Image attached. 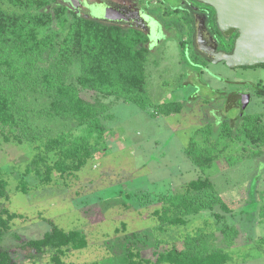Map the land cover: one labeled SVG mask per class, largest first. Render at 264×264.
Masks as SVG:
<instances>
[{
  "label": "rangeland",
  "instance_id": "374dc122",
  "mask_svg": "<svg viewBox=\"0 0 264 264\" xmlns=\"http://www.w3.org/2000/svg\"><path fill=\"white\" fill-rule=\"evenodd\" d=\"M170 1L162 0L165 5ZM163 10L152 11L162 16ZM178 17L162 21L181 24L182 33L186 26ZM195 51L183 33L155 39L146 65L147 109L106 99L114 118L104 120L105 141L76 176L61 178L53 173L52 182L45 185L33 173L25 178L29 192H20L19 182L35 155L34 145L6 143L0 131V167L8 181V199L0 200V213L5 209L17 215L0 237V250H10L17 264H53L52 249L37 252L25 243L57 227L83 232L88 240L85 249L66 252V264H129V245L142 258L155 262L158 253L172 246L182 249L187 236L205 232L213 234L214 247L229 251L232 264H264V254L255 248L264 238V152L255 159L246 157L243 153L249 152L245 148L250 150V145L220 136L224 123L229 132L237 133L240 93L251 96L246 115L264 114V93L257 91L264 87V67L208 64ZM82 96L92 101L95 93ZM169 101L183 102L182 113L152 115L156 106ZM209 126L210 140L220 142L217 150L226 144L230 147L212 167L202 170L188 159L185 149L199 128ZM49 127L65 130V123L52 122ZM199 177L214 184L230 211L216 206L189 218L186 226L159 229L154 212L162 207V195L182 193L185 185ZM226 226L239 232L231 247L222 234Z\"/></svg>",
  "mask_w": 264,
  "mask_h": 264
},
{
  "label": "trees",
  "instance_id": "16d2710c",
  "mask_svg": "<svg viewBox=\"0 0 264 264\" xmlns=\"http://www.w3.org/2000/svg\"><path fill=\"white\" fill-rule=\"evenodd\" d=\"M214 26L217 28L216 23ZM237 37L236 33L225 40L229 52ZM184 43L181 41L185 50ZM148 44L147 35L140 30L71 16L65 5L56 4V0H0V131L4 142L30 143L35 152L20 179V192H29L26 176L34 173L42 184L48 185L53 173L61 178L74 176L94 158L95 148L106 138L104 120L114 118L106 99L147 109ZM257 91L264 93V87ZM83 92H93L95 98L86 100ZM183 108V102L169 101L156 106L152 115H176ZM235 121L237 133L229 132L224 127L228 123H224L221 138L230 136L234 143L250 145V150L245 148L249 152L243 153L246 157L262 156L264 114L246 115L241 111ZM45 122L65 123V130L50 128ZM207 128L208 132L204 130ZM207 128H199L185 149L188 159L202 170L212 167L230 147L226 144L217 150L220 142L210 140L212 128ZM7 188L6 173L0 167V200L8 199ZM184 188L182 193L162 195L159 199L162 207L154 212L159 229L186 226L189 218L213 211L216 206L230 211L208 178L199 177ZM16 217L3 209L0 237L10 229L8 222ZM222 234L231 247L239 232L226 226ZM212 236L205 232L187 236L182 249L172 246L158 253L155 262L142 258L129 245L128 263L232 264L233 256L227 249L210 243ZM25 244L37 252L52 249V263L66 264V252L85 249L88 240L83 232L54 227L42 238ZM255 248L264 254V238ZM0 264H17L10 250H0Z\"/></svg>",
  "mask_w": 264,
  "mask_h": 264
},
{
  "label": "flooded vegetation",
  "instance_id": "af4514ba",
  "mask_svg": "<svg viewBox=\"0 0 264 264\" xmlns=\"http://www.w3.org/2000/svg\"><path fill=\"white\" fill-rule=\"evenodd\" d=\"M57 3L65 5L71 16L92 18L125 29L140 30L149 39L148 48L160 36L183 33L192 40L196 49L194 54H199L208 64H213L211 53H215V49L217 53H231L225 46V40L236 34L225 36L217 25L215 9L197 0H173L166 5L162 0H56ZM160 7L165 9L161 12L162 16L152 11ZM99 13L107 14L108 18L98 17ZM167 16L182 18L186 26L185 31L181 33L182 25L175 26L174 21L170 24L163 22L162 18ZM245 95L249 94H239L238 107L241 111V103Z\"/></svg>",
  "mask_w": 264,
  "mask_h": 264
},
{
  "label": "water",
  "instance_id": "95a60500",
  "mask_svg": "<svg viewBox=\"0 0 264 264\" xmlns=\"http://www.w3.org/2000/svg\"><path fill=\"white\" fill-rule=\"evenodd\" d=\"M216 11L217 25L225 36L237 33L233 51L211 53L214 64L224 62L229 68L264 65V0H197ZM100 18H108L99 13ZM250 95L243 97L241 108L245 112Z\"/></svg>",
  "mask_w": 264,
  "mask_h": 264
}]
</instances>
